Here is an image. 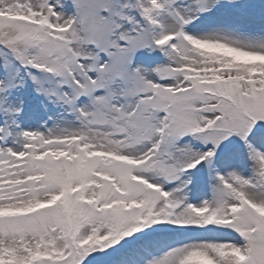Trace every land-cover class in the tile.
Instances as JSON below:
<instances>
[{
	"label": "snow or ice",
	"instance_id": "6c2138e0",
	"mask_svg": "<svg viewBox=\"0 0 264 264\" xmlns=\"http://www.w3.org/2000/svg\"><path fill=\"white\" fill-rule=\"evenodd\" d=\"M0 264H264V0H0Z\"/></svg>",
	"mask_w": 264,
	"mask_h": 264
}]
</instances>
